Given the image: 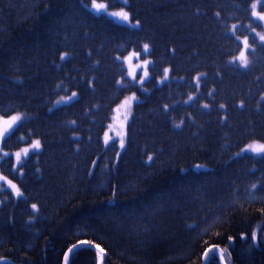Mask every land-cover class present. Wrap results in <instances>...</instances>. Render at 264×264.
Wrapping results in <instances>:
<instances>
[{"label": "trees", "instance_id": "trees-1", "mask_svg": "<svg viewBox=\"0 0 264 264\" xmlns=\"http://www.w3.org/2000/svg\"><path fill=\"white\" fill-rule=\"evenodd\" d=\"M254 3L0 0V172L22 191L0 181V264H64L79 244L69 264H99L96 247L103 264H205L214 248L264 264V156L243 154L264 142ZM130 56L151 60L142 84Z\"/></svg>", "mask_w": 264, "mask_h": 264}, {"label": "rangeland", "instance_id": "rangeland-1", "mask_svg": "<svg viewBox=\"0 0 264 264\" xmlns=\"http://www.w3.org/2000/svg\"><path fill=\"white\" fill-rule=\"evenodd\" d=\"M261 0H255L254 3V17L255 19L260 22L263 26H264V20L260 19V16H264V12H261L259 10V4H260ZM94 4H101L104 5V9L103 10H97L93 7ZM92 5V9L94 11H96L97 13H102L105 10L109 12V16L111 18H113L115 21L124 24V25H130L132 24L131 21V17H130V12L128 9L126 8H116V9H111L106 3H100V2H95ZM122 12H127L129 14V18L130 21L126 22L124 21L119 14ZM262 34V33H260ZM262 37V36H261ZM264 41V40H263ZM247 44H249V42H247ZM133 55V54H131ZM137 62L133 63V60L130 57L125 58V64L126 67L128 69V74L129 77L133 80V81H137L139 83H144L148 77H149V71H150V67H151V60L150 59H141V58H136ZM144 61H148L149 63L145 64ZM140 79V81H138V79ZM164 80V79H163ZM162 80V81H163ZM132 100H128V102H126L125 106L123 107V109L120 111V115L118 116V118H116V124H114V130L117 136H119L125 143L126 141V137H127V131L126 128L124 126V129H122V125L126 122L127 117L128 120L126 122V125L129 122V119L131 117V106H132ZM39 142L40 147H41V142L39 140H36L35 142H33V144H31L30 146L26 147L24 150L16 152V160L17 163L20 164L22 157L27 156L28 154L32 153L33 151L38 150L37 148H34V145L36 144V142ZM260 145H264V142H254L250 145H248L244 150L243 153H249V154H254L256 156H264V153H257L255 151V149H257ZM5 151V152H4ZM7 150H3L2 146L0 144V152H4L5 154L9 155V152H6ZM2 157H0L1 159ZM0 181L3 182L4 184H7V188L10 189L11 191H13L16 195V197H20L22 195V191L20 190L18 184L16 181H14L13 179L5 176L3 173L0 172ZM14 186V187H13ZM17 192H19L20 194L17 195ZM1 201V199H0ZM102 257V255H101Z\"/></svg>", "mask_w": 264, "mask_h": 264}, {"label": "snow or ice", "instance_id": "snow-or-ice-1", "mask_svg": "<svg viewBox=\"0 0 264 264\" xmlns=\"http://www.w3.org/2000/svg\"><path fill=\"white\" fill-rule=\"evenodd\" d=\"M262 2H264V0H262ZM93 7H94L95 9H97L98 11L104 9V5H101V4H94ZM119 16H120L124 21H126V22H129V21H130L129 14H128L127 12H122V13L119 14ZM260 19H261V20H264V16H260ZM137 23H138V22H137ZM261 39L264 40V37H261ZM142 51L147 52V51H148V45H144ZM62 58H63V57H62ZM241 59L243 60L244 64L247 65V60L244 59L243 57H241ZM144 63L147 64V63H149V62H148V61H144ZM165 71L167 72V70H165ZM73 95H75V93H74ZM133 99H135V98H133ZM190 99H191V97H190ZM205 107H207V105H205ZM221 107H223V106H221ZM18 119H20V118H19V117H14V118H13V123H15ZM39 147H40V144H39V142L37 141L36 144L34 145V148H37V149H38ZM121 148H123V142H121ZM255 151H256L258 154H259V153H264V145H260L257 149H255ZM5 155H7V154H5ZM152 159H153V157H149V158H148L149 161H151ZM13 187H14V186H13ZM253 187H255V185H253ZM19 194H20V193L17 192V195H19ZM32 208L35 209V208H36V205H32ZM262 211H264V210H262ZM253 238H255V235L253 236ZM88 246L90 247V245H88ZM74 250H75V246H74V248H73L72 250H70V251H74ZM99 251H100L101 253H103V249H100ZM215 254H216V250H215V249H210V250H209V253H205L206 256L211 255V256H213V257L215 256ZM66 260H67V257H66Z\"/></svg>", "mask_w": 264, "mask_h": 264}, {"label": "water", "instance_id": "water-1", "mask_svg": "<svg viewBox=\"0 0 264 264\" xmlns=\"http://www.w3.org/2000/svg\"><path fill=\"white\" fill-rule=\"evenodd\" d=\"M83 246H88V244H79V245L75 246V250H74V251H76L77 249H79V248H81V247H83ZM90 247H91V245H90ZM73 248H74V247H73ZM73 248H72V249H73ZM72 249H71V250H72ZM96 249L100 250L101 248H100V247H96ZM214 249L216 250V254H218L219 257L221 258L223 264H226V261H225L223 255H222V251H221V249H220V248H214ZM74 251H69V252L67 253V255H66L67 260H66V257H65L64 264H69L70 258H71V256H72V254L74 253ZM208 253H209V252H208ZM209 256H210V255H209ZM209 256H206L205 262L208 260ZM105 257H106V253H105V251L103 250L102 257H101V259H100L99 264H103V263H104ZM205 264H206V263H205Z\"/></svg>", "mask_w": 264, "mask_h": 264}, {"label": "bare ground", "instance_id": "bare-ground-1", "mask_svg": "<svg viewBox=\"0 0 264 264\" xmlns=\"http://www.w3.org/2000/svg\"><path fill=\"white\" fill-rule=\"evenodd\" d=\"M110 49V48H109ZM109 49H107L106 51H104L103 52V56L105 55V54H107L108 52H109ZM105 58H107L106 56H105ZM122 61H124V59H122ZM109 62H110V60H109ZM189 84H187V86H188ZM181 109H183V108H181ZM0 110H2V109H0ZM161 121H163L162 119V117H159V116H157ZM172 120H174L173 118H172ZM243 154H245V153H243ZM259 157H261V156H259ZM153 160V159H152ZM215 256H216V258L218 259V261L220 262V264H223V262H222V260H221V258L219 257V255L218 254H215ZM238 256H239V260H240V262H241V264H247V258H248V256L246 255V254H244V253H239L238 254ZM211 257H213V256H209V259L205 262L206 264H208V261L210 260V258ZM206 259V256L204 257V260Z\"/></svg>", "mask_w": 264, "mask_h": 264}]
</instances>
